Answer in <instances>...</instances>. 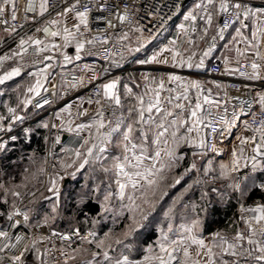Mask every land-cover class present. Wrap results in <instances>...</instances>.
<instances>
[{"label":"snow or ice","instance_id":"1","mask_svg":"<svg viewBox=\"0 0 264 264\" xmlns=\"http://www.w3.org/2000/svg\"><path fill=\"white\" fill-rule=\"evenodd\" d=\"M0 264H264V0H0Z\"/></svg>","mask_w":264,"mask_h":264},{"label":"built area","instance_id":"2","mask_svg":"<svg viewBox=\"0 0 264 264\" xmlns=\"http://www.w3.org/2000/svg\"><path fill=\"white\" fill-rule=\"evenodd\" d=\"M17 2H18L19 10L22 12L25 6V0H17Z\"/></svg>","mask_w":264,"mask_h":264}]
</instances>
